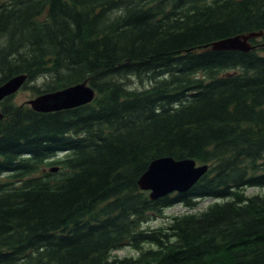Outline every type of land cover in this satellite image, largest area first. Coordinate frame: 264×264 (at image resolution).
Masks as SVG:
<instances>
[{"label":"trees","instance_id":"obj_1","mask_svg":"<svg viewBox=\"0 0 264 264\" xmlns=\"http://www.w3.org/2000/svg\"><path fill=\"white\" fill-rule=\"evenodd\" d=\"M21 74L35 96L96 97L0 102V264H264V192L247 194L264 189V0H0V84ZM163 156L209 169L151 199L139 179Z\"/></svg>","mask_w":264,"mask_h":264},{"label":"water","instance_id":"obj_2","mask_svg":"<svg viewBox=\"0 0 264 264\" xmlns=\"http://www.w3.org/2000/svg\"><path fill=\"white\" fill-rule=\"evenodd\" d=\"M261 35L262 32L229 37L214 42L212 48L248 52L254 48L250 39ZM27 78V75L21 74L0 84V102L20 91ZM95 97L96 90L87 82H81L64 89L36 95L26 103L38 112H54L91 103ZM208 169V164H198L193 158L158 157L150 163L148 169L140 177L139 186L142 190L149 191L151 199H158L173 193H185L200 180ZM50 170L57 172L59 166L51 167Z\"/></svg>","mask_w":264,"mask_h":264},{"label":"rangeland","instance_id":"obj_3","mask_svg":"<svg viewBox=\"0 0 264 264\" xmlns=\"http://www.w3.org/2000/svg\"><path fill=\"white\" fill-rule=\"evenodd\" d=\"M42 81H38V82H31L30 85H34V84H38L39 86L41 85ZM146 84V83H145ZM133 86H140L142 87L143 84H141V82H138L136 80H133L132 83ZM35 97V95L33 94V91L31 88H26V89H22L19 92H17L13 98V100L15 101V103L17 104H22L24 102H26L27 100L31 99ZM264 189L263 188H258V187H251L247 189V194L249 195H253V194H258V193H263ZM213 200L210 198H206L203 200H200L198 203V206L195 210H190L192 212H200L203 209H205ZM188 212L187 208L178 203L175 204L174 206L169 207L168 209L165 210V214L167 216H173V215H179V214H183ZM165 224V219L163 218H158L155 217L149 224L148 226L150 228H157L161 225ZM115 255H117L120 258L126 257V256H135L137 255V252L131 248V247H124L122 249H118L115 251Z\"/></svg>","mask_w":264,"mask_h":264}]
</instances>
